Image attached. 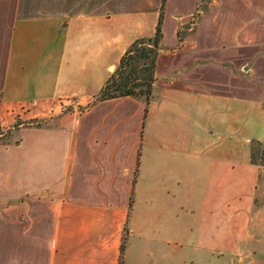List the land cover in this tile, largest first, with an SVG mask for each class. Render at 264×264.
<instances>
[{
	"label": "crops",
	"instance_id": "1",
	"mask_svg": "<svg viewBox=\"0 0 264 264\" xmlns=\"http://www.w3.org/2000/svg\"><path fill=\"white\" fill-rule=\"evenodd\" d=\"M25 7L0 0V264H119L124 234L122 264H264V0ZM161 11L153 98L95 101Z\"/></svg>",
	"mask_w": 264,
	"mask_h": 264
},
{
	"label": "trees",
	"instance_id": "2",
	"mask_svg": "<svg viewBox=\"0 0 264 264\" xmlns=\"http://www.w3.org/2000/svg\"><path fill=\"white\" fill-rule=\"evenodd\" d=\"M162 11L151 37L135 39L120 57L115 69L110 73L97 94L95 101L131 97L148 104L153 98L156 80V61L161 49ZM250 162L264 166V141L252 139L249 142ZM126 235L120 247L119 264H122Z\"/></svg>",
	"mask_w": 264,
	"mask_h": 264
},
{
	"label": "rangeland",
	"instance_id": "3",
	"mask_svg": "<svg viewBox=\"0 0 264 264\" xmlns=\"http://www.w3.org/2000/svg\"><path fill=\"white\" fill-rule=\"evenodd\" d=\"M26 7L24 8L25 13L29 15H39L42 13H58L60 10L59 8V0H24ZM70 106H64L63 111L68 112L70 111ZM12 130H8L5 134H3L2 137H0V144H3L7 142V138L9 137ZM17 136V135H16ZM15 136V137H16ZM11 137V135H10ZM14 138H12L13 141ZM9 141V140H8ZM264 201V200H262ZM193 240V239H192ZM192 240H188V245L185 247H182L181 250V258L182 260L185 259V257H191L194 255L195 250L192 247ZM184 264H189L188 262Z\"/></svg>",
	"mask_w": 264,
	"mask_h": 264
}]
</instances>
